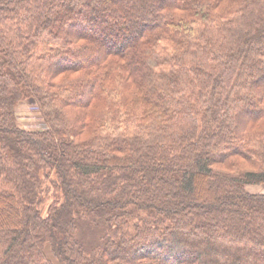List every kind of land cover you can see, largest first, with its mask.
Listing matches in <instances>:
<instances>
[{"label":"trees","instance_id":"trees-1","mask_svg":"<svg viewBox=\"0 0 264 264\" xmlns=\"http://www.w3.org/2000/svg\"><path fill=\"white\" fill-rule=\"evenodd\" d=\"M249 186L264 0H0V264H264Z\"/></svg>","mask_w":264,"mask_h":264},{"label":"rangeland","instance_id":"rangeland-1","mask_svg":"<svg viewBox=\"0 0 264 264\" xmlns=\"http://www.w3.org/2000/svg\"><path fill=\"white\" fill-rule=\"evenodd\" d=\"M34 104L32 103H27L23 104L19 108H17L19 115L17 114L19 125H21L24 129H40V123H42L37 116L36 109L33 106ZM37 125V126H36ZM248 190L250 192H255V193H262L264 192V186H249Z\"/></svg>","mask_w":264,"mask_h":264},{"label":"crops","instance_id":"crops-1","mask_svg":"<svg viewBox=\"0 0 264 264\" xmlns=\"http://www.w3.org/2000/svg\"><path fill=\"white\" fill-rule=\"evenodd\" d=\"M18 112H20V111H18Z\"/></svg>","mask_w":264,"mask_h":264}]
</instances>
